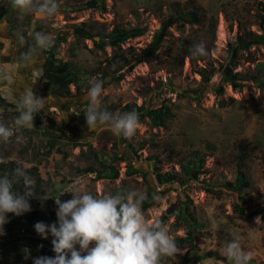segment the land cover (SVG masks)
<instances>
[{
  "label": "rangeland",
  "instance_id": "374dc122",
  "mask_svg": "<svg viewBox=\"0 0 264 264\" xmlns=\"http://www.w3.org/2000/svg\"><path fill=\"white\" fill-rule=\"evenodd\" d=\"M89 1L58 0L50 17L16 8L8 23L9 0H0V97L8 102L0 103V121L11 124L18 115L8 91L20 95L31 87L48 101L33 127L18 133L20 142L13 137L0 144V174L26 166L36 182L32 210L20 217L8 214L0 264H32L33 258L55 255L52 237L41 239L34 230L37 222L57 219L54 200L44 201L42 194L68 200L77 183L97 196L126 188L146 193L143 211L149 224L164 220L175 241L192 229L194 241L178 245L177 255L162 264L185 259L187 264H229L221 258L232 238L241 239L251 256L248 264H264V43L247 49L237 45L239 37L263 33L264 0H104V7L96 8L86 7ZM194 11L199 23L182 17ZM117 28L145 32L114 47H95L100 36L113 40ZM36 31L55 34L56 61L69 64V72L48 76L51 48L23 59ZM200 41L207 56L191 54ZM229 69L234 83L226 79ZM93 77L103 82L102 108L114 115L134 105L148 109L149 114L138 115L134 136L88 129L84 112ZM44 85L65 86L71 94L51 93ZM161 110L169 115H159ZM46 128L77 144L72 153L78 170L55 141L41 149L40 135L33 132ZM197 156L204 161L196 163L193 179L184 166ZM241 172L248 180L239 187ZM165 174L175 179L163 183L158 176ZM171 210L174 214L164 218ZM193 219L196 226L189 224Z\"/></svg>",
  "mask_w": 264,
  "mask_h": 264
},
{
  "label": "clouds",
  "instance_id": "9594fccd",
  "mask_svg": "<svg viewBox=\"0 0 264 264\" xmlns=\"http://www.w3.org/2000/svg\"><path fill=\"white\" fill-rule=\"evenodd\" d=\"M9 3L13 9L46 17L55 15L59 7L58 0H9ZM16 35L21 43L25 42L24 35ZM30 39L32 43L23 54L25 60L34 59L36 54L55 44L54 33L36 31ZM191 54L207 56L205 42L197 43ZM87 84L84 114L88 129L108 130L118 137L134 136L139 122L137 112L114 115L102 108L103 82L93 77ZM7 99L16 105L18 115L11 124L0 121V144L10 143L13 137L20 142L22 136L18 133L33 127L34 118L48 104L31 87L24 88L20 95L8 91ZM35 183L26 166L0 174V236L6 235L4 226L9 222V213L20 217L32 210L30 200L35 198ZM68 193L71 198L63 201L49 193L42 194L44 201L54 200L57 219L51 224L37 222L34 230L41 239L52 237L55 255L33 258L32 264H162L164 258L174 257L179 252L166 225L160 220L149 224L143 211L148 199L146 193L126 188L97 196L78 183ZM223 252L229 264H248L251 259L240 238L229 239Z\"/></svg>",
  "mask_w": 264,
  "mask_h": 264
},
{
  "label": "trees",
  "instance_id": "16d2710c",
  "mask_svg": "<svg viewBox=\"0 0 264 264\" xmlns=\"http://www.w3.org/2000/svg\"><path fill=\"white\" fill-rule=\"evenodd\" d=\"M104 0H90L87 4L86 7L89 8H96V7H104L103 4ZM264 11V8H263ZM184 19H186L187 21L191 22V23H199L201 21V18L199 17V14L197 11L194 12H190V13H186L184 16H182ZM262 21L264 23V15L262 16ZM211 29H214V26L211 25ZM81 32H85V30L83 28L79 29ZM263 30H264V26H263ZM145 32L144 29H132V30H123V29H115L113 32V40H111V38L107 37V36H100V41H94V45L96 48L98 49H104L107 46H117L119 43H123L125 41H127L129 38L133 37V36H141L143 35ZM250 36H247L246 39L244 37H239L238 38V48L240 49H247L252 45H260L264 43V31L261 35H254V34H250ZM95 37V36H92ZM59 45V40L56 39L55 40V44L54 46L51 48V52H50V59L48 60V68H47V74L50 78H55L57 76H60L64 73L69 72L70 70V66L67 63H57L56 58H55V49L58 47ZM236 47V49H238ZM236 58V53L235 51H233V53L231 54V59H235ZM227 80L231 81L234 83L233 80V76L231 75L230 69H229V73L227 74ZM205 80L209 81L210 77L205 76ZM264 84V82H262ZM44 88L47 89L48 91H50L51 93H57V94H63V95H70V89L68 87L65 86H49V85H44ZM220 91H223V88H220ZM0 103H8L7 100L3 97H0ZM108 111H110V108H104ZM124 111L130 112V111H136L137 114L140 117H143L144 115L149 114L148 109L143 105L141 107L138 106H133V107H125L123 109ZM165 110V109H164ZM160 113L162 114H167L169 115L168 111H163L161 110L158 111V114L160 115ZM36 123H39V120H35ZM32 133V132H30ZM33 133H37L38 135H40L41 138V149L44 150L45 147V143L47 141H49V144H52V141H55L59 146H63L66 150H67V158L65 159V161L70 164L73 168V171L78 170V165L76 164V161L74 160L73 157V149L76 148L77 144L73 143L69 140H64L62 139L58 134H56L55 132H52L51 129L46 128L45 130L41 131V132H33ZM196 154H194L195 156ZM196 159V158H195ZM203 158L197 156V159L195 162L193 163H189L188 165L184 166L185 170L188 171L189 173L192 174V178L193 179H197V172H194L193 169H195L197 167L196 163H199V165H201V163H203ZM190 165H194L193 167H191ZM109 168V166L105 167V170H107ZM113 168V167H112ZM101 175V174H100ZM118 176V172L113 168V177H117ZM159 179L161 180V182L163 183H170L175 179L174 175L171 174H165V175H159L158 176ZM248 180L247 174H245L244 172L240 173V180L238 182L239 187H242V185L244 184V182H246ZM148 207V204L144 203L143 204V208L146 209ZM238 211L239 212H243V210L238 206ZM174 211H168V213L165 215L164 218H166L168 215H173ZM163 218V219H164ZM164 224V220L161 221ZM189 224H191V226H196L195 225V220H189ZM194 241V231L191 229L188 232L187 237L185 238H177L176 240V244L177 246L179 245H187L190 244ZM211 254V253H210ZM224 261L229 262L226 257H222L221 258ZM187 259H185V262L183 264H187Z\"/></svg>",
  "mask_w": 264,
  "mask_h": 264
},
{
  "label": "water",
  "instance_id": "95a60500",
  "mask_svg": "<svg viewBox=\"0 0 264 264\" xmlns=\"http://www.w3.org/2000/svg\"><path fill=\"white\" fill-rule=\"evenodd\" d=\"M15 9H13L12 5L8 2L7 8H6V21L8 23H10L13 20L14 14H15Z\"/></svg>",
  "mask_w": 264,
  "mask_h": 264
}]
</instances>
